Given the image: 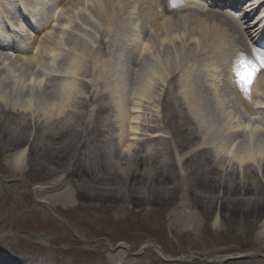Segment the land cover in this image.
Here are the masks:
<instances>
[{
  "label": "bare ground",
  "instance_id": "1",
  "mask_svg": "<svg viewBox=\"0 0 264 264\" xmlns=\"http://www.w3.org/2000/svg\"><path fill=\"white\" fill-rule=\"evenodd\" d=\"M14 1L16 0H0V3L12 6ZM48 1L44 0L45 7ZM107 1H101L97 5L100 12L104 10L101 17H104L109 5L113 4H111L113 0H109L108 3ZM175 1L170 0V4H175ZM181 1L185 2V0ZM63 3L64 0H58L57 5ZM106 3L107 5H105ZM187 3L191 6L170 12L161 5L159 9L157 0H150L151 22L149 29L154 28L155 32L163 36L169 44L181 45L179 39L174 35L173 28L174 25L179 27L178 20H180L179 24L183 28L186 27L185 23L188 26L190 34L185 46L191 47L192 50L198 48L197 44L203 41L206 34L212 41H216L224 34L234 36V41H236L234 52L238 49L243 51L244 44L247 43L250 24L243 29L239 20L232 21L233 24H230L223 15L210 14L205 9H200L197 12L196 4ZM33 4L30 8L22 4V11L24 10L26 18L29 17L28 21L30 22L27 21V23H36V15L43 7L40 3ZM218 6L220 7V5ZM15 8L19 12L20 8L17 6ZM58 8L53 9V14ZM1 12L0 9V21L3 16L7 15L6 13L2 15ZM32 12L35 14L31 15ZM249 12L251 13V11ZM249 12L248 10L243 12V19L247 18ZM166 13L173 14V16L170 17ZM181 14L183 16H179ZM162 17H165L164 22L161 21ZM126 18V28L129 29V32L135 33L134 37L127 36L129 46H132L136 44V41L141 40L138 37L142 30L139 33V28L130 15ZM22 23L20 29L26 26L24 21ZM52 28L53 23L50 26L45 25L43 30L51 31ZM5 31L6 26L2 25L0 27V44L1 42L9 45L17 43L24 47L21 52H18V59L9 60V58L0 56V151L4 154V160L9 163L10 167L17 168V172L23 174L31 172L38 175V181L45 186L34 189L35 200L39 199L40 201L42 196H48L42 202L40 201L41 209L54 211L58 214L73 208L74 202H80L93 207L98 205L111 208L114 211L122 209L129 213L134 210L146 213L159 209L168 210V206L173 204L169 225L176 224L177 217H185V222H181L180 226L185 224L189 226L192 221H196L195 225H197V222L211 217L219 228L225 229L227 225L243 224V227H258L256 235L264 236V219L258 226V222L257 225L255 224L257 218L254 217L256 213L259 214L263 210V208L256 207L259 200L264 206V102H262L264 99V74L256 83L257 87L255 86L249 91V82L247 81L249 79L251 81L256 72V70L253 71L256 67L252 65L251 58L248 60L250 70L245 74V77L241 73L238 74V77H241L239 79L245 78L243 81L246 80L248 83L246 89L239 88L235 81L236 93L234 95L232 91L230 92L236 97L235 102L231 98L228 101V96L220 94L218 96L217 90L215 95H211V92L205 89L198 79L192 82L186 73L180 75L175 84L171 83V86L167 88L168 91L165 92L162 87L159 90L160 94H157L159 84L154 82L149 84L146 81L147 75H145L144 67L151 64L148 56H151L152 47L155 44L161 50L166 49L159 41L152 43L154 40L152 39L149 42L152 47H146V55L142 57L141 63L140 57H137L139 50L132 59L134 65L140 63V73L135 78V88L132 85L134 73L131 74L128 98L133 97L135 100L137 97H146L150 102L156 98L157 103L163 98L165 116L163 121H158L157 117L149 120L148 117V123L146 122L144 127L146 133L145 135L140 134L145 137L136 142L135 138L138 136L136 121L141 117L134 115L133 139L130 142L135 141L131 145H126L127 154L121 157L117 152H112L113 140L108 138L106 143L111 153L108 162H112L108 169L107 160L100 161L102 156L98 148L100 142L98 137L100 138L105 130L112 131L117 127V132L121 134V136L118 135L119 148L121 150L124 148L127 141L125 133L128 127L126 114L130 104L123 102V98L115 99L114 110H112V105L106 107L110 113L112 112V119H104L102 123H107L106 128L97 129L95 125L98 124L104 106L101 99L108 97L105 89L98 88L97 99L94 102V115H92L94 116L91 122L92 129L90 130V126L85 127V113L88 109L89 98L87 86L89 84L83 79L80 81L78 79L76 81L78 83L75 85H80L81 88L75 89L73 86H68L57 90L55 96L60 99V103L54 108L50 107L56 97L51 90L48 93L45 92L41 85L45 84V89L48 90V83L56 80V76H44L34 70L37 66L40 69L39 58L43 55L45 38L43 42L39 43L34 56H31L27 49L33 46L29 37L17 36L12 32L4 34ZM89 41L87 40L85 43L80 58L76 62L67 63L75 76L84 67V59L93 46V43L90 41L89 44ZM140 43L144 45V40H141ZM119 51L118 58L126 60L124 47L120 46ZM37 59L38 62H36ZM176 62L178 61L176 60ZM47 65L51 68L55 66L54 59H51ZM124 67L125 65H123ZM178 67L175 63L170 69L162 70V80L171 71L175 73ZM45 68L48 69V67ZM116 72L122 84L120 87V84H117L115 93L117 88L122 93L125 85L124 72L117 67ZM213 79L220 81L219 78L213 77ZM96 82L102 83L101 73ZM81 84L84 85V88ZM8 87L9 93L6 91ZM28 89L33 99L26 104ZM133 90L137 97L131 94ZM250 97L253 99L255 109L259 105L254 111L247 108V103L251 101ZM133 104L132 110L141 109L139 103L133 102ZM243 105L245 115L240 113L237 108ZM6 108H9L10 112H7ZM156 114L160 115L157 111ZM243 119L246 121L243 122ZM112 122L116 124V127L112 125ZM87 131H89L88 134ZM170 131L171 135H169ZM179 131L180 134H185L187 131L185 140V137L180 136ZM83 134H86L87 137H83ZM237 139L240 141L238 142ZM183 140L184 142L192 140V142L186 146L183 145ZM145 141L150 142L151 146L148 144L144 154L136 146L138 143L139 145L145 143ZM244 142L248 144L249 148H243L244 145L241 147ZM197 143L199 146H196ZM27 147L29 153H26ZM183 148L186 150L182 154L185 160L182 165L185 166L184 173L181 168H177L179 163L174 160V157L178 158V151ZM211 154L214 159L211 158ZM199 156L201 157L199 158ZM71 161H75V163L73 164ZM131 161H134V164ZM71 164L73 169L69 168ZM60 173L65 176L58 178L57 175ZM190 179L195 180L193 181L194 185L201 183L199 187L202 190H198L199 194H196L195 190L197 189L193 188L185 191L186 186L181 183ZM234 186V191L230 193L228 188H234ZM5 189L6 187L0 185V190ZM180 190L182 191L181 196H179ZM175 192L178 193V196ZM24 195L28 200L29 197ZM260 196L262 197L259 199ZM241 200L243 201L241 202ZM193 201H195V205H193ZM193 207L198 211H192ZM58 208L64 210L59 212ZM219 209L220 211H218ZM10 227L9 224L2 228L7 231ZM188 231H190V235H193L194 231L190 229ZM31 240H40L41 245L43 242V244L48 242L53 245L56 241L55 238H50L47 235L31 237L30 242ZM40 249L39 245L34 243H29L26 249H19L11 239L0 237V264L72 263L71 258L60 261L54 256V253L57 255L64 253L57 250L51 253L47 246H42L44 254L43 257H39ZM121 256V253H118L105 257L103 264H115ZM123 264L137 263L134 259L129 258V261L125 260Z\"/></svg>",
  "mask_w": 264,
  "mask_h": 264
},
{
  "label": "rangeland",
  "instance_id": "2",
  "mask_svg": "<svg viewBox=\"0 0 264 264\" xmlns=\"http://www.w3.org/2000/svg\"><path fill=\"white\" fill-rule=\"evenodd\" d=\"M101 1L107 0L74 1L69 9L70 11L67 9L66 14L63 15V17L70 22L67 23L62 20L61 29H64L62 31L63 33L57 30L48 38L47 45L42 53V57L39 59V63L42 70L50 73V75H63L65 79H67V76L69 77L67 81L59 77L53 83L54 97H56L55 92L57 90L65 87L73 86L75 89H78V87L81 88L80 85H75L78 82L73 81L75 75L72 74L73 71H70V66H68L67 63L76 62L82 55V49H84L87 40L94 43L98 34L102 43L105 41L106 44L103 43L102 50L99 51L98 56L95 58L96 63H100L99 73H102V83L97 84L99 88L105 86L109 94L107 103L108 105H112L113 110L114 99L120 97L121 99L123 98V102H127L129 99H127L128 93L127 95L124 94V87L126 84L123 86L122 93L119 92L118 88L115 93L117 84L119 83L120 87L122 83L115 69L117 55L113 56L112 52H110L109 45L111 46V43H113L117 46L119 44L125 46V43L128 41L127 36L129 37L132 32H129V29L125 26L126 17L129 15L135 24L137 23L139 26L147 27L150 7L148 6V0H120L121 3L115 6L117 10L107 23L106 16L101 17L102 11L100 12L97 8V5ZM108 2L109 0L107 3ZM107 3L105 5H107ZM101 30H103V32ZM189 34V30L186 32L179 31L177 36L184 39L187 38ZM219 44V40L209 42L206 49H203L205 47L202 43L199 48H195V50L180 44L169 50H161L156 44L153 47L151 44H148V48L152 47L151 60H153V63L148 67L149 71H151L149 73V81L151 82L154 80L157 82L153 77L162 76L163 68L164 70L170 69L171 66L175 65L177 58L190 52L192 54H198L194 60V77L197 75L204 76L209 66L219 69L225 68L227 72L229 61L233 56L229 51L227 43H222V46ZM92 48L88 56L85 57L84 67L78 71L76 79L88 77L87 73L90 67ZM51 59H54L56 64L52 68L47 65L51 62ZM103 65L105 66L103 67ZM45 67H48V69ZM125 70L129 72V78L131 74V67L129 64L126 65ZM152 73L153 75H151ZM181 79L184 80L183 78ZM84 80L87 81L86 79ZM127 83H129V80ZM215 85L216 89H214V87L210 89L211 95H215V90H217L218 96L220 94L221 96L227 97V92L229 93L230 89H228L226 78L224 77L220 83ZM82 86L84 88V85ZM8 90L9 87L6 89L7 93H9ZM43 90L48 93V90L44 88ZM32 97V95L26 97V104L31 102L33 99ZM128 102L130 105H133V102L136 101L130 100ZM58 103H60V99L56 97L51 102L52 105H50V107L54 108ZM104 105L106 106L105 102ZM156 106V103L152 104V106L144 103L142 109L145 108L143 112H149L151 110L152 113L149 112L151 115L155 111ZM6 110L10 112L9 108H6ZM142 120L143 118H140L138 123L142 124ZM185 132L187 133V131ZM119 134L120 133L113 129L112 134L102 133L99 139L98 148L102 156L100 161L103 162L107 160L108 169L112 165V162H108L110 153L106 141L109 137H114L113 139H116ZM185 134H180L183 138L185 137L184 140L187 135ZM184 140L183 144H185ZM116 151L119 154L122 153L119 152L121 151L120 148H116ZM26 153H29L28 150ZM200 157L201 156H199V158ZM131 162L134 164V161ZM137 162L138 160L136 163ZM16 169L17 168L9 166V163L4 160V154L0 151V185L6 187L5 190H0V237L4 236L9 240L11 239L12 242L14 241L18 245L19 249H26L29 243H34L36 245L41 242L40 240H31L30 242L31 237L47 235L56 240L53 245H50L48 242L45 243V246L50 248L51 253L56 250L62 253L66 252L67 254L64 253L63 255L54 253V256L57 258L61 256L63 259L66 258L69 260L71 258L72 264H103L106 256L108 257V255L114 254L113 252H115V250L118 251L115 244L121 240L125 242L128 240L130 242L133 246L131 253L139 248L140 244L147 239L148 241L152 240L158 243L166 253L171 256L173 255L177 259V261L172 264H222L221 262L210 263L207 262V259L215 255L247 254L248 251L264 254V236L256 235L258 227H243V224H235L227 225L225 229H222L216 226V222H213L211 217L197 222V225H195L196 221H192L189 223V226L186 224L180 226L181 222H185V217H177V223L169 225L168 223L171 222L169 221V216L174 208L173 204L168 206V210L159 209L146 213L136 210L129 213L122 209H116L114 211L111 208L98 205L93 207L80 202H74L75 205L71 209L64 210L63 208H58L57 210L59 212L64 210L58 213L59 215L54 211L43 210L41 209L40 201L42 202L48 196H42L40 201L39 199L35 200L33 191L45 185H41L43 183L38 181V175H36V173L33 174L28 172L23 174L22 172H17ZM62 176V173L57 175L58 178H62ZM191 180L192 179L184 180L181 184L186 186L185 191L193 188L197 189L195 192L199 194L198 190H202L199 187L201 183L194 185L195 182L193 181L195 180ZM197 182H199V180H197ZM234 189L235 186L234 188H228L230 193L233 192ZM175 193L176 196H178V193ZM24 194L29 197L28 200H26L27 197ZM181 195L182 191L180 190L179 196ZM261 197L262 196H260L259 199ZM242 201L243 200H241V202ZM194 202L195 201H193V205H195ZM36 204L39 206L35 207ZM256 207H258V209L263 208L259 214L256 213L254 215V217L257 218L255 224L257 225L259 223L258 226H260L264 219V206H262L261 200H259V204H256ZM192 209V211H198L194 207ZM218 211H220V209ZM9 224L11 227L9 230L5 231L2 227L5 225L8 226ZM189 229L194 231L193 235L189 234ZM19 239H21L20 242ZM101 251H104V253ZM194 254L196 258L183 260V256ZM141 260L142 264L151 262L152 264H161L155 261L152 254L147 255ZM226 264H264V260L260 258H248L247 260L240 259Z\"/></svg>",
  "mask_w": 264,
  "mask_h": 264
},
{
  "label": "snow or ice",
  "instance_id": "3",
  "mask_svg": "<svg viewBox=\"0 0 264 264\" xmlns=\"http://www.w3.org/2000/svg\"><path fill=\"white\" fill-rule=\"evenodd\" d=\"M261 67H264V63L261 64ZM253 71L255 72V69Z\"/></svg>",
  "mask_w": 264,
  "mask_h": 264
}]
</instances>
